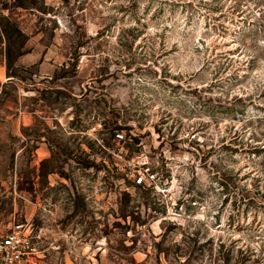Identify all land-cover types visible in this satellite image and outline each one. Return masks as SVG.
<instances>
[{
  "label": "rangeland",
  "instance_id": "1",
  "mask_svg": "<svg viewBox=\"0 0 264 264\" xmlns=\"http://www.w3.org/2000/svg\"><path fill=\"white\" fill-rule=\"evenodd\" d=\"M21 6L0 230L33 223L42 264H264V0Z\"/></svg>",
  "mask_w": 264,
  "mask_h": 264
},
{
  "label": "built area",
  "instance_id": "2",
  "mask_svg": "<svg viewBox=\"0 0 264 264\" xmlns=\"http://www.w3.org/2000/svg\"><path fill=\"white\" fill-rule=\"evenodd\" d=\"M153 176L148 174L149 178ZM136 180L142 183L146 178L142 174ZM40 252L39 235L29 220L13 223L0 230V264H42Z\"/></svg>",
  "mask_w": 264,
  "mask_h": 264
},
{
  "label": "crops",
  "instance_id": "3",
  "mask_svg": "<svg viewBox=\"0 0 264 264\" xmlns=\"http://www.w3.org/2000/svg\"><path fill=\"white\" fill-rule=\"evenodd\" d=\"M26 0H0V14L10 18L15 24L22 22L20 13L27 9L21 6V2Z\"/></svg>",
  "mask_w": 264,
  "mask_h": 264
}]
</instances>
